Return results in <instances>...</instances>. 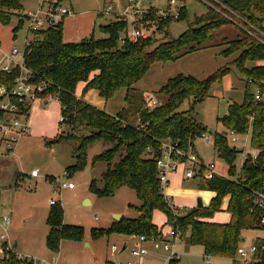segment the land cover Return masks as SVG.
<instances>
[{
    "label": "trees",
    "instance_id": "obj_1",
    "mask_svg": "<svg viewBox=\"0 0 264 264\" xmlns=\"http://www.w3.org/2000/svg\"><path fill=\"white\" fill-rule=\"evenodd\" d=\"M22 2L0 0V22L9 24L12 15L19 16ZM215 6L218 9L207 4V11L188 22L187 30L177 38L168 36L167 26L171 22L160 20L156 32L164 36L161 41L152 36L137 42H121L120 36L127 23L116 18L100 25L106 34L102 38L65 42L61 22L38 31V37L26 45L25 62L33 71V80L47 82L46 92L59 98L62 124L66 126L54 140L46 141V146L59 141L76 142L72 154L74 161L66 167L67 174L72 176L86 166L89 146L99 139L110 142L112 146L95 159V162L107 164L101 176L102 185L97 186L92 181L90 190L100 197H109L122 187H130L140 201L138 206L131 205L138 211L137 217L122 216L109 228H92L93 238L124 234L163 239L153 221L154 211L161 209L168 222L181 231V238L203 246L205 256L233 258L245 230L264 229L259 224L262 210L253 198L255 192L264 191V65H247L249 61L264 60V0H218ZM186 11L187 5L182 8L180 18L186 16ZM24 21L23 14L13 27L15 38ZM230 25L241 29L237 37L223 35L221 40L213 43L214 33ZM218 45L226 46L220 51L221 55H238L204 79L184 74L169 78L158 90L166 99L153 108L135 87L153 62L177 59ZM232 66L245 80L243 102L229 103L227 113L218 117V121L240 134L250 132L256 157L248 155L237 168L235 161L243 150L232 147L226 135L216 131L214 147L218 156L227 162L229 175L215 173L211 179L204 180L200 188L216 193L208 207L179 212L178 207L174 209L168 203L159 179L157 158L162 150V140L173 138L186 148L196 136L208 131L196 118L191 103L209 96L212 84L221 82L233 70ZM80 81L86 83L84 92L95 89L106 100L125 87L126 105L116 115L108 114L77 96ZM257 92L260 99L256 98ZM186 100L190 101L189 108L180 110ZM225 195H230V220L226 223L208 220L219 210ZM46 224L49 228L46 245L53 253L59 252L64 239L80 240L83 237L82 226L64 221L60 203L52 204ZM2 248L4 256L0 258V264H20L23 260L26 264H36L32 260L20 259L13 248L7 249L6 245ZM112 263L110 260L106 262ZM177 263L178 259H173L168 264Z\"/></svg>",
    "mask_w": 264,
    "mask_h": 264
},
{
    "label": "rangeland",
    "instance_id": "obj_2",
    "mask_svg": "<svg viewBox=\"0 0 264 264\" xmlns=\"http://www.w3.org/2000/svg\"><path fill=\"white\" fill-rule=\"evenodd\" d=\"M48 0H23L25 10L35 9L40 2ZM63 7H69L74 14L86 13L84 21L91 24L89 37L80 40H65L66 42H79L90 37L102 38L106 34L101 26L96 23L100 21L106 25L114 20L118 13L123 10V0H55ZM170 0H145L149 5L146 11L148 22L166 21L171 22L167 27L170 38L179 37L188 28V22H191L195 16L204 14L207 11V2L204 0H186V16L177 20L162 19L159 15L164 9L170 7L173 11L179 10L176 5L169 4ZM182 1V0H177ZM212 5H216V0H210ZM216 2V3H214ZM111 5V15H100V12ZM23 16V12H18ZM18 15H12L9 24H3L2 30L4 38L8 41L3 46L5 51H10L13 45H18L22 50L25 48L26 38L35 40L38 35L27 31V21L25 19L23 26L17 32V38L14 39L12 27L19 20ZM181 17V16H180ZM77 19L71 15L66 16L63 21L65 37L71 31H75ZM65 22V23H64ZM131 27V24L129 25ZM241 29L230 25L216 31L214 34L215 42L221 40L223 35L230 38H236ZM154 38L161 41L164 39L159 31L155 33ZM2 43V41L0 40ZM158 42L155 43L157 45ZM5 45V43H4ZM154 45V46H155ZM225 45L209 46L194 52L185 54L177 59L168 61H155L151 64L146 74L141 78L135 87L138 92L145 96L150 108H153L166 99V96L158 93V90L166 84L169 78L178 74L191 75L199 79H204L231 62L238 53L232 56H224L220 51ZM264 64V60L249 61L248 67ZM233 70L226 74L221 82H214L211 86L210 95L204 100L191 103L194 108L196 118L211 130L212 141L207 143L201 135L195 137L193 143L200 157H203L205 164L211 166L213 171L228 176L227 162L218 156L214 147L215 132H223L225 135L228 129L218 121V117L227 113L229 102L242 103L245 92V80L235 66ZM85 82L80 81L76 88L79 97L84 98L94 106L105 110L110 115H116L126 104L125 95L127 89L120 88L113 97L108 100L101 98L97 90L90 89L84 92ZM258 89H256L257 91ZM94 95V101L87 99ZM190 106V101L186 100L180 110H186ZM62 106L59 98L52 97L50 100H38L30 109V123L32 127L31 135L21 138L18 142L20 147L18 154L12 158L0 156V165L4 167L2 183L4 190L0 194V236L6 234L9 236L8 242L17 243L16 249L25 254L29 252H44L45 240L43 238L44 229H47L46 219L48 210L52 207L51 200L60 203L64 210V220L67 224L82 226L84 229L82 239H64L62 242V252L71 264H106L107 260L112 264H126L131 261L134 264H168L167 253L163 250H154V241L151 239L143 242L139 238H133L128 241L129 247L121 251L123 239L121 236L113 235L111 238L103 236L93 238L92 228H109L112 226L115 214L127 211L128 204L138 201L137 193L130 187H122L113 196L100 197L90 190L92 181L97 186L102 185L101 176L105 171L106 163L95 162L96 157L111 147L110 142L103 139L96 140L88 148L87 163L82 171L69 176L66 167L73 163V149L76 145L74 141H59L53 144V149L46 146V141L54 140L66 126L62 124L61 116ZM238 142L228 135L231 144H235L243 152L239 153L235 161L237 168H240L243 159L248 155H255L256 150L251 144V133L238 134ZM17 145V146H18ZM5 146L0 142V154L7 155ZM17 148V147H16ZM16 150V149H15ZM9 158V159H8ZM33 171L40 175L33 176ZM47 175L50 177L47 179ZM72 181L77 188L72 191L69 188L60 190L58 181ZM174 188L178 193L174 195L173 204L186 210L195 208L198 203V197L201 196L205 207H208L212 200V194L203 193L197 196L188 194L189 189L200 188L204 179L195 176L190 179L180 180L172 179ZM170 185V183H169ZM209 190H207L208 192ZM167 194V193H166ZM51 199V200H50ZM91 204H87V200ZM229 197L225 195L220 203L219 210L211 216V221L226 222L229 220L228 211ZM49 208V209H48ZM180 215H182L180 213ZM9 217V222L5 220ZM153 221L158 225L162 235L169 238L173 224L168 222L166 213L161 209H156L153 214ZM110 235V236H111ZM38 236V238H36ZM246 242L252 243L258 237H264V229H251L243 232ZM36 238V239H35ZM39 240V241H38ZM117 244L119 250L116 253L111 251V246ZM174 249L178 253V264H206L207 257L204 256V250L201 245L190 244L185 240L176 238ZM136 247H148L151 252L148 255L138 258L131 252ZM12 248V246H11ZM30 253V254H33ZM3 254L2 244L0 242V256ZM115 260H112V259ZM211 264H233L234 259L230 257H213ZM116 262V263H115Z\"/></svg>",
    "mask_w": 264,
    "mask_h": 264
},
{
    "label": "built area",
    "instance_id": "obj_3",
    "mask_svg": "<svg viewBox=\"0 0 264 264\" xmlns=\"http://www.w3.org/2000/svg\"><path fill=\"white\" fill-rule=\"evenodd\" d=\"M204 1L212 5L210 0ZM169 4L176 5L180 11H173L168 7L159 16L162 19L169 18L172 21L179 19L181 10L186 5V0L179 2L177 0H170ZM123 5V10L116 17L123 19L127 23L125 30L120 36L121 42L126 40L137 42L155 35L158 22L153 20L150 22L147 21L148 17L145 14L149 6L145 0H123ZM214 7L217 8V6ZM72 13V9L63 7L60 3H48L45 5L40 2L35 9L24 13L28 23L27 31L28 33L32 32L36 35L38 31L61 23L66 16ZM112 13L111 5H108L103 11L105 15H111ZM130 24L131 27H129ZM31 42L32 40H29L28 36L25 47L26 45H30ZM47 89V82L33 80V71L25 62V48L22 50L18 45H13L10 51H5L0 45V114H2V117L0 116V142L4 144L6 153H15L19 140L31 134L32 129L29 115L32 105L38 100L48 101L56 96L55 94L46 92ZM256 98L260 99L258 92L256 93ZM61 120H63V117ZM226 134L227 139L229 135L235 139V142L239 141V133L234 129H228ZM201 136L207 143L213 139L210 131L202 132ZM161 145L162 150L157 158V169L164 191L169 186V174L178 171L181 167L185 170L184 176L186 178L198 176L206 180L211 179L217 173L213 171L211 166L205 164V160L199 156L193 143L190 142L188 147L185 148L177 140L167 138L162 140ZM230 145L240 149L235 144L230 143ZM253 156L256 157V153ZM33 175L37 176L39 173L33 171ZM74 186L75 183L72 181H58V188L60 190L73 188ZM253 198L255 204L262 210L259 224L264 226V191L255 192ZM55 202L54 200L51 201L52 204ZM168 203L172 208H177L169 196ZM178 209L179 212H182L184 208L178 207ZM5 220L9 222L8 217H5ZM181 235L182 233L179 229L173 228L169 238H152L151 240L154 241V250L165 251L168 262L173 259H179L178 253L174 249V241L177 237L181 238ZM138 238L143 242L150 240L145 235H141ZM0 242L2 246L6 245L7 249L11 248V245L8 244V236L6 234H1ZM118 250L117 244L111 246L113 253L118 252ZM131 252L134 256L142 258L151 251L148 247H136ZM18 257L20 259L32 260L36 264H56L55 257L51 260H46L21 253H18ZM205 257H207L206 264H211V256ZM233 259L234 264H264V238H259L252 243L240 244ZM20 264H26V260H23ZM126 264L134 263L127 261Z\"/></svg>",
    "mask_w": 264,
    "mask_h": 264
},
{
    "label": "crops",
    "instance_id": "obj_4",
    "mask_svg": "<svg viewBox=\"0 0 264 264\" xmlns=\"http://www.w3.org/2000/svg\"><path fill=\"white\" fill-rule=\"evenodd\" d=\"M43 4H45V5H47L48 3H59L58 1H55V0H48V1H46V2H42ZM22 4H23V9L21 10V12H23V13H25L26 12V10H25V6H24V3L22 2ZM149 6V5H148ZM71 9V8H70ZM73 12V11H72ZM100 15H104L103 14V11L102 12H100ZM72 17L74 18V19H77V23H76V27H75V31H71L70 33H68L67 35H66V37H65V34H64V27H63V39H65V40H67V41H69V40H73V41H77V40H80L81 38H84V37H89V35H90V31H91V24H89L88 22H86V21H84V19L86 18V13H79V14H74V12L72 13ZM116 19V18H115ZM65 23V22H64ZM97 25H101L102 23L100 22V21H98L97 23H96ZM16 25V24H15ZM14 25V26H15ZM13 26V27H14ZM13 27H12V32H13ZM4 28H6V27H4V25L0 22V40L2 41V43L0 42V45L2 46V48H3V46H6V42H8L5 38H4V36H3V32H2V30L4 29ZM14 34V33H13ZM13 37H14V35H13ZM14 39H16L15 37H14ZM66 42V41H65ZM4 43H5V45H4ZM262 65H264V64H262ZM98 92V91H97ZM99 93V92H98ZM100 95V94H99ZM78 97H79V95H77ZM102 99H104L105 101H106V99L105 98H103V97H101ZM87 99L89 100V101H94V95L92 94L91 95V97L90 98H88V96H87ZM164 100V99H163ZM160 102V101H159ZM230 103V102H229ZM229 105V104H228ZM31 124V123H30ZM31 129H32V127H31ZM31 133H32V131H31ZM31 135V134H30ZM28 136V135H27ZM18 145V144H17ZM17 148H16V150H15V153H10V154H7V155H2V154H0V156H3V157H8V156H10L9 158H12L13 157V155H15L16 156V154H18V148L20 147V145H18V146H16ZM52 149L54 148V147H56V146H54L53 147V145L52 146H50ZM194 148H195V146H194ZM73 156V155H72ZM8 158V159H9ZM203 158V157H202ZM204 159V158H203ZM106 168H107V165H106ZM184 168H180L178 171H176V172H173V173H170L169 174V183H170V185L167 187V189L165 190V194L166 195H168L170 198H171V200L173 201L174 200V195L176 194V193H178L177 192V190L174 188V186H175V184H173L172 183V179H175V178H178L179 179V181L180 180H185V179H190V178H186L185 176H184ZM3 172H4V167L2 166V165H0V194L3 192V190H4V184L2 183V176H3ZM104 172V171H103ZM77 173H79V172H77ZM40 175V174H39ZM39 175H37V176H39ZM33 176H35V175H33ZM48 175H47V179H48ZM191 178H193V177H191ZM77 188V185H75L73 188H69L70 190H72V191H74L75 189ZM66 189V188H65ZM121 189V188H120ZM208 193V194H212L213 196L212 197H214L215 195H216V193L215 192H212V191H208L207 192V190H205V189H201V188H195V189H189L188 190V194H190L191 196H197V195H201V194H203V193ZM228 197H229V202H230V195H227ZM199 197H201V196H199ZM202 198V197H201ZM51 200V199H50ZM89 200V199H88ZM52 201V200H51ZM173 203V202H172ZM89 204H91V200H89ZM203 204H204V202H203ZM50 205H52V203L50 202ZM131 205H135V206H138V205H140V201H139V199H138V201H136L135 203H133V202H131L130 204H128V210L125 212V211H123V212H120L119 214L121 215V217L122 216H125V217H129V218H134V217H137L138 216V211L133 207V206H131ZM176 207H179L178 205H176V204H174ZM229 205V204H228ZM196 207H198V206H196ZM203 207H205V205H203ZM180 208V207H179ZM49 209V208H48ZM185 209V208H184ZM155 212V211H154ZM48 213H49V210H48ZM230 213V212H229ZM154 214V213H153ZM117 214H115V216H116ZM9 218V217H8ZM230 218H231V214H230V217H229V220H230ZM114 220H119V219H114ZM208 220H210L211 221V218H208ZM229 220H227L226 222H228ZM65 221V220H64ZM66 222V221H65ZM215 222V221H214ZM226 222H220V223H226ZM48 230H49V228L47 227V229H44V234H43V238H44V240H45V249H44V252H38L39 254H37V253H33V252H29V253H27V254H25V253H23V252H19L17 249H16V247H17V243H15V244H11V243H9L8 242V244L9 245H11L12 246V248L17 252V253H21V254H23V255H29V256H32V257H38V258H43V259H46V260H51L53 257H55V259H56V264H71L70 263V261L67 259V258H65V256H64V253L62 252V244H61V248H60V250H59V252L58 253H53V252H51L49 249H48V247H47V245H46V237H47V234H48ZM113 235H118V236H121L122 238H125V239H123V244H122V247H121V251H124L125 249H127L128 247H129V244H128V241H132V239L133 238H138L137 236H129V235H124V234H113ZM113 235H111V236H108L107 238H111ZM9 237V236H8ZM36 238H38V236L36 237ZM35 238V239H36ZM259 238H261V237H258V238H256V240L257 239H259ZM262 238H264V237H262ZM9 239V238H8ZM244 239V240H243ZM243 239H242V242H241V244H248V242H246V239L243 237ZM180 240H185L186 241V238H180ZM255 240V241H256ZM39 241V240H38ZM254 241V242H255ZM63 243V242H62ZM175 246V245H174ZM3 247V246H2ZM203 247V246H202ZM150 249V248H149ZM203 250H204V248H203ZM151 251V250H150ZM30 253H33V254H30ZM4 256V251H3V254L0 256V258H2ZM204 256H205V253H204ZM112 260H115L114 258L112 259ZM178 262H179V259H178ZM116 263V262H115ZM169 263V262H168ZM178 264V263H177ZM234 264V263H233Z\"/></svg>",
    "mask_w": 264,
    "mask_h": 264
},
{
    "label": "water",
    "instance_id": "obj_5",
    "mask_svg": "<svg viewBox=\"0 0 264 264\" xmlns=\"http://www.w3.org/2000/svg\"><path fill=\"white\" fill-rule=\"evenodd\" d=\"M87 204H89V200H87ZM203 199L201 197H198V203H197V206L198 207H203ZM116 219H120L121 218V215L120 214H117L116 216ZM244 240V239H243Z\"/></svg>",
    "mask_w": 264,
    "mask_h": 264
}]
</instances>
